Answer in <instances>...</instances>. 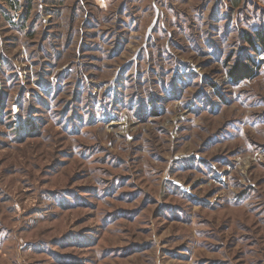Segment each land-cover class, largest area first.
<instances>
[{"label": "rangeland", "instance_id": "1", "mask_svg": "<svg viewBox=\"0 0 264 264\" xmlns=\"http://www.w3.org/2000/svg\"><path fill=\"white\" fill-rule=\"evenodd\" d=\"M259 32L264 0H2L0 264H264Z\"/></svg>", "mask_w": 264, "mask_h": 264}, {"label": "trees", "instance_id": "2", "mask_svg": "<svg viewBox=\"0 0 264 264\" xmlns=\"http://www.w3.org/2000/svg\"><path fill=\"white\" fill-rule=\"evenodd\" d=\"M249 44L255 45V42H258L262 47H264V35L262 33H257L255 38L249 37L247 39ZM254 71L249 67L246 62L241 60H236L233 66L229 69V77L233 83L239 82L241 80L251 78Z\"/></svg>", "mask_w": 264, "mask_h": 264}, {"label": "crops", "instance_id": "3", "mask_svg": "<svg viewBox=\"0 0 264 264\" xmlns=\"http://www.w3.org/2000/svg\"><path fill=\"white\" fill-rule=\"evenodd\" d=\"M2 3V0H0V4Z\"/></svg>", "mask_w": 264, "mask_h": 264}]
</instances>
